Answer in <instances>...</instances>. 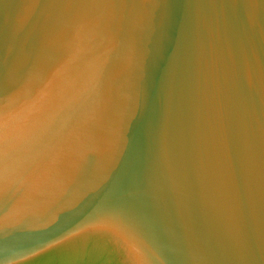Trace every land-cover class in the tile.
<instances>
[{"label":"water","instance_id":"1","mask_svg":"<svg viewBox=\"0 0 264 264\" xmlns=\"http://www.w3.org/2000/svg\"><path fill=\"white\" fill-rule=\"evenodd\" d=\"M0 264H264V0H0Z\"/></svg>","mask_w":264,"mask_h":264}]
</instances>
